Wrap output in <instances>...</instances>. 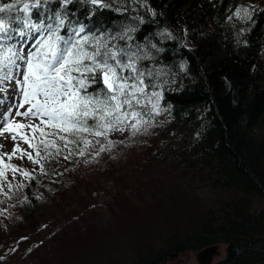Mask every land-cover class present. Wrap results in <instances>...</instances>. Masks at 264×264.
<instances>
[{"label": "trees", "instance_id": "obj_1", "mask_svg": "<svg viewBox=\"0 0 264 264\" xmlns=\"http://www.w3.org/2000/svg\"><path fill=\"white\" fill-rule=\"evenodd\" d=\"M146 3L156 16L144 0H111L104 9L78 0L68 12L105 36L119 37L131 26V44H156L141 65L163 73L155 82L163 85L160 106L169 110L159 114L141 158L154 168L163 154L164 164L157 175L129 180L133 175L116 177L113 162L104 159L98 171L116 177L105 211L92 192L78 191L80 206L67 199L57 213L63 218L44 227L36 211L42 197L53 195L34 174L20 208L29 227L8 229L21 240L16 246L27 264H158L175 251L212 244H225L219 264H264V11L254 24L227 19L238 4L264 9V0ZM141 16L144 23L132 19ZM164 28L173 38L157 35Z\"/></svg>", "mask_w": 264, "mask_h": 264}, {"label": "snow or ice", "instance_id": "obj_2", "mask_svg": "<svg viewBox=\"0 0 264 264\" xmlns=\"http://www.w3.org/2000/svg\"><path fill=\"white\" fill-rule=\"evenodd\" d=\"M77 2L0 0V141L12 142L11 152L0 142V189L25 186L13 185L9 175L13 180L17 174L35 179L32 171L13 164L14 158H27L43 173L42 160L65 150V160L74 151L84 156L94 139L99 144L102 137L107 143L99 155L114 144L108 139L111 133L130 131L135 136L169 110L161 108L163 85L155 82L163 73L141 65L151 59L148 47L155 49L156 44H131V26L119 37L105 36L70 20L68 7ZM79 2L97 9L111 7V0ZM144 6L157 15L146 0ZM257 11L264 9L238 4L227 19L254 24ZM132 19L144 23L142 16ZM157 35L173 38L167 28ZM118 41H124L123 46Z\"/></svg>", "mask_w": 264, "mask_h": 264}, {"label": "rangeland", "instance_id": "obj_3", "mask_svg": "<svg viewBox=\"0 0 264 264\" xmlns=\"http://www.w3.org/2000/svg\"><path fill=\"white\" fill-rule=\"evenodd\" d=\"M183 36L185 44L188 47L191 46L192 42L188 33L185 32ZM9 94H11L10 91ZM158 119L159 115L155 116L152 126L149 127L147 131L142 130L135 136H132L130 131L111 133L108 139L112 140L114 144L103 151L107 153L104 154V156L103 152H99V155L96 154L100 147L107 143L102 137L98 138L100 140L99 144H96L94 139L93 146L87 150L84 156L77 155L74 151L73 155L65 160L63 158L64 155H67V151L65 150L62 155L47 159L48 164L44 166L43 173L39 170L38 165L33 164L27 158L24 160L14 158L12 160L13 164L28 169L32 171L33 174L38 175L39 178H42L41 180L47 183V187L51 190L53 197L48 198V200L42 197L40 209L36 211L37 218L38 214H40L39 219L42 226L44 227L47 225L45 221L52 220L51 223L53 224L57 222V220L59 221L63 218L62 216H57V213L60 211V208H62L61 206L67 203V199L72 203H78L80 206L81 200L79 202V197L81 198L84 195H80L79 197L78 195L76 196V192L78 191L84 194L92 192L91 198L99 201L96 208L103 212L105 211L103 202L111 200L116 185L115 179L118 175H127L128 177L133 175L129 180H134V176L144 179L149 175H157L156 172L160 169L161 165L164 164L161 162L162 160L165 161V156L163 154L158 156L156 162L153 163V165H155L154 168H145L144 164L146 161L141 158V154L151 145L152 135L156 134L152 127L157 123ZM0 142L4 143L5 151L11 152L12 142L10 140ZM23 147L27 148L28 146L24 145ZM29 151L32 150L29 149ZM33 155L35 156L34 151ZM166 155L168 156L169 153L166 152ZM104 159L113 162L114 175L116 177H113L109 172L98 171V168L103 166L106 167L107 162ZM43 161L44 160H42L41 163H43ZM8 178L12 181L13 185L21 182L25 185L27 182V180H24L19 174L16 175L14 180L11 175H9ZM24 187H13L11 189L5 187L4 189H0V264H27V255L21 253L16 246L19 241L16 238V231L8 230L11 225H14L15 229L19 225H26V229L29 227L27 226L29 222L20 217V208H22L24 200ZM5 191L8 192V196L3 194ZM198 191L204 195L209 193L207 186H199ZM68 194L71 195V197H68ZM54 197L59 203L53 200ZM38 226H40V223ZM38 226L36 225V229H38ZM25 228H22V231H26ZM198 251L199 249L196 248H189L178 253L175 251L162 259L158 264H199L197 256ZM224 254L225 244H219L212 252L210 261H208L207 264H219L218 261Z\"/></svg>", "mask_w": 264, "mask_h": 264}, {"label": "water", "instance_id": "obj_4", "mask_svg": "<svg viewBox=\"0 0 264 264\" xmlns=\"http://www.w3.org/2000/svg\"><path fill=\"white\" fill-rule=\"evenodd\" d=\"M219 246V244H212V245H207L201 249H199V251L197 252V256H202L204 257V260H206L207 258H211V254L212 252ZM205 263V262H204ZM206 264V263H205Z\"/></svg>", "mask_w": 264, "mask_h": 264}, {"label": "flooded vegetation", "instance_id": "obj_5", "mask_svg": "<svg viewBox=\"0 0 264 264\" xmlns=\"http://www.w3.org/2000/svg\"><path fill=\"white\" fill-rule=\"evenodd\" d=\"M198 260H199V264H205V263L207 264V262L210 261L209 258H207L206 260H204V257H202V256H200V257L198 256Z\"/></svg>", "mask_w": 264, "mask_h": 264}]
</instances>
